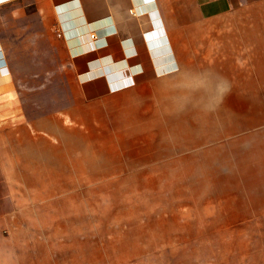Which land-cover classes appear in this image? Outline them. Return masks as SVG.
<instances>
[{
    "label": "rangeland",
    "instance_id": "374dc122",
    "mask_svg": "<svg viewBox=\"0 0 264 264\" xmlns=\"http://www.w3.org/2000/svg\"><path fill=\"white\" fill-rule=\"evenodd\" d=\"M199 39L203 75L173 115L137 100L75 125L72 151L27 127L45 154L13 144L0 264H264V0L209 17Z\"/></svg>",
    "mask_w": 264,
    "mask_h": 264
},
{
    "label": "crops",
    "instance_id": "0c3cea01",
    "mask_svg": "<svg viewBox=\"0 0 264 264\" xmlns=\"http://www.w3.org/2000/svg\"><path fill=\"white\" fill-rule=\"evenodd\" d=\"M238 1L0 2V223H9L6 163L14 159L13 144L31 150L37 143L40 153L44 144L45 154L47 139L34 138L27 127L60 133L72 151L79 136L75 125L118 118L137 100L166 104L159 115H173L174 94L190 93L182 81L203 75L194 49L209 17L227 13Z\"/></svg>",
    "mask_w": 264,
    "mask_h": 264
},
{
    "label": "bare ground",
    "instance_id": "6f19581e",
    "mask_svg": "<svg viewBox=\"0 0 264 264\" xmlns=\"http://www.w3.org/2000/svg\"><path fill=\"white\" fill-rule=\"evenodd\" d=\"M4 1H6V0H0V2H4Z\"/></svg>",
    "mask_w": 264,
    "mask_h": 264
},
{
    "label": "built area",
    "instance_id": "2783aa9c",
    "mask_svg": "<svg viewBox=\"0 0 264 264\" xmlns=\"http://www.w3.org/2000/svg\"><path fill=\"white\" fill-rule=\"evenodd\" d=\"M7 1V0H6Z\"/></svg>",
    "mask_w": 264,
    "mask_h": 264
}]
</instances>
